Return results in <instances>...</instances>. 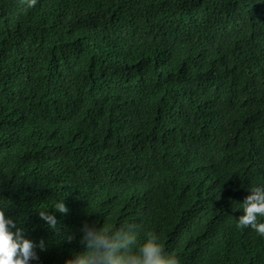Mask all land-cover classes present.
I'll list each match as a JSON object with an SVG mask.
<instances>
[{
	"label": "trees",
	"instance_id": "1",
	"mask_svg": "<svg viewBox=\"0 0 264 264\" xmlns=\"http://www.w3.org/2000/svg\"><path fill=\"white\" fill-rule=\"evenodd\" d=\"M253 187L264 0H0V210L45 242L30 264H65L84 223L153 232L179 264H264L236 227Z\"/></svg>",
	"mask_w": 264,
	"mask_h": 264
},
{
	"label": "clouds",
	"instance_id": "2",
	"mask_svg": "<svg viewBox=\"0 0 264 264\" xmlns=\"http://www.w3.org/2000/svg\"><path fill=\"white\" fill-rule=\"evenodd\" d=\"M37 0H27V7H35ZM250 195L240 204L243 210L237 220L238 229L250 227L264 237V187H253ZM54 209L67 213L69 209L58 201ZM40 219L44 220L52 230H57V219L46 209L39 211ZM15 228V232L11 229ZM79 242L83 250L75 251L65 264H179L174 257L165 253L159 237L147 232L142 242L138 241L136 228L131 223L119 227H96L95 224L84 223L80 229ZM73 236H69L71 241ZM45 250V242L41 239L35 243L25 238L24 230L18 228L11 217H6L0 210V264H30L39 260L36 248Z\"/></svg>",
	"mask_w": 264,
	"mask_h": 264
}]
</instances>
